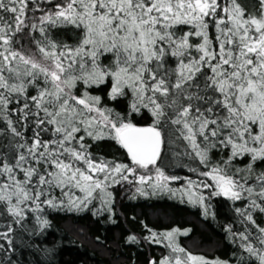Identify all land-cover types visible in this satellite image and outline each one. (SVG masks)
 Returning a JSON list of instances; mask_svg holds the SVG:
<instances>
[{"label": "snow or ice", "instance_id": "1", "mask_svg": "<svg viewBox=\"0 0 264 264\" xmlns=\"http://www.w3.org/2000/svg\"><path fill=\"white\" fill-rule=\"evenodd\" d=\"M61 28L75 32L74 42L52 37ZM25 36L35 48L21 43ZM101 86L109 100L128 98L127 114L90 91ZM143 110L151 123L138 126L131 116ZM0 120L10 133L9 151L0 154V215L12 218L0 239L9 248L13 225L25 227L29 212L41 231L50 223L44 206L81 211L98 200L94 214L111 212L110 187L126 181L145 197L179 192L205 214L199 189L246 198L235 211L256 232L227 230L234 243L239 238L238 264L244 253L248 264H264V226L253 216L264 213V169L256 167L264 164V0L252 11L239 0H0ZM18 121L25 130L31 121V138ZM166 129L169 143L186 142L184 155L204 169L190 171L203 180L171 186L181 178L158 165ZM106 138L130 164L93 157L86 140ZM213 149L227 152L222 162L213 161ZM246 156L244 167L233 164ZM148 231L145 239L169 249L150 264H229L181 246L190 229Z\"/></svg>", "mask_w": 264, "mask_h": 264}, {"label": "trees", "instance_id": "2", "mask_svg": "<svg viewBox=\"0 0 264 264\" xmlns=\"http://www.w3.org/2000/svg\"><path fill=\"white\" fill-rule=\"evenodd\" d=\"M239 2L248 11L253 10V5L258 7V0ZM40 14L36 13L37 16ZM184 27L187 30V26ZM209 32L210 36L214 37L215 28L211 25ZM50 34L54 39L68 43L74 42L76 36L75 32L67 28L52 29ZM35 35L39 37L38 32ZM192 39L195 42L196 38ZM21 43L35 48V44L31 43L27 36ZM16 46L20 47V44ZM170 63L174 67V60L170 59ZM29 91L30 94H34L33 90ZM90 91L101 95L103 103L108 107L127 114V97L109 100L104 86L94 87ZM9 107H17L15 101ZM11 115L15 120L17 113L13 111ZM131 119L138 126L151 123V116L146 110L139 114L133 113ZM22 123L18 121L16 126L24 131L25 136L31 138L33 135L31 121L27 130L20 127ZM4 129L5 123L0 120V154L9 151L10 133L6 134ZM165 131V144L158 165L166 174L181 178L172 181L171 186L182 189L187 183V178L203 180V177L190 171V168L199 165L198 160L184 155L186 142L175 140L169 143L167 129ZM44 135L47 138V134ZM86 142L91 145L89 150L97 160L102 157L130 164L126 150L115 141L106 138L99 141L87 139ZM211 155L214 162L221 161V157L226 156L227 152L213 149ZM248 159L247 156L243 159L238 158L233 164L244 167ZM199 167L204 170L202 166ZM256 167L258 170L264 169V164L257 162ZM110 191L113 192L111 212L101 211L94 214L100 207L98 200H94L87 209L81 211L68 210L65 207L54 210L44 206L43 216L50 223L42 231L35 223L34 215L29 212L25 227L13 225L15 231L10 233L13 237L12 248L8 247L6 241L0 239V244L5 246L0 250V264H149L151 259L159 260L166 255L169 249L145 239L149 236L148 229L162 233L173 227L190 229L187 235L179 236V242L193 254L203 255L209 260L219 258L228 261L229 264H238L242 249L239 248L238 237L235 238L236 242H233L234 238L227 230L228 226H231L232 232L244 231L245 227L253 233L256 232L255 225L246 222L235 211L236 208L247 207L246 198L232 201L220 196H209L211 189H199L206 198L205 214L201 205L188 202L187 196L181 199L179 192L176 195L159 193L145 197L136 193L134 184L126 181L112 185ZM54 195L60 197V190L56 189ZM253 216L258 225L264 226V213L253 210ZM11 219L10 216L0 215V231L5 230L4 225ZM130 235L136 236L137 240L129 242L127 237ZM243 264H248L246 253Z\"/></svg>", "mask_w": 264, "mask_h": 264}, {"label": "rangeland", "instance_id": "3", "mask_svg": "<svg viewBox=\"0 0 264 264\" xmlns=\"http://www.w3.org/2000/svg\"><path fill=\"white\" fill-rule=\"evenodd\" d=\"M220 197H223V196H220ZM223 198H226V197H223ZM151 260H153V259H151Z\"/></svg>", "mask_w": 264, "mask_h": 264}, {"label": "flooded vegetation", "instance_id": "4", "mask_svg": "<svg viewBox=\"0 0 264 264\" xmlns=\"http://www.w3.org/2000/svg\"><path fill=\"white\" fill-rule=\"evenodd\" d=\"M149 264H150V261H149Z\"/></svg>", "mask_w": 264, "mask_h": 264}]
</instances>
